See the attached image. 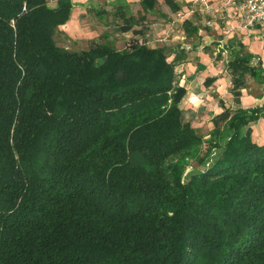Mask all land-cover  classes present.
<instances>
[{
	"label": "trees",
	"instance_id": "16d2710c",
	"mask_svg": "<svg viewBox=\"0 0 264 264\" xmlns=\"http://www.w3.org/2000/svg\"><path fill=\"white\" fill-rule=\"evenodd\" d=\"M70 14L0 0V264H264V105L204 140L165 48L68 50ZM249 63L232 61L235 88L264 84Z\"/></svg>",
	"mask_w": 264,
	"mask_h": 264
},
{
	"label": "crops",
	"instance_id": "0c3cea01",
	"mask_svg": "<svg viewBox=\"0 0 264 264\" xmlns=\"http://www.w3.org/2000/svg\"><path fill=\"white\" fill-rule=\"evenodd\" d=\"M69 1L70 18L58 28L57 44L75 51L96 44L123 50L135 40L165 48L180 89L181 120L204 140L226 112L264 105V84L245 74L244 85L235 88L231 66L234 59L248 57L250 66L264 71V26L242 29L222 0ZM48 2L55 7L59 0Z\"/></svg>",
	"mask_w": 264,
	"mask_h": 264
},
{
	"label": "built area",
	"instance_id": "2783aa9c",
	"mask_svg": "<svg viewBox=\"0 0 264 264\" xmlns=\"http://www.w3.org/2000/svg\"><path fill=\"white\" fill-rule=\"evenodd\" d=\"M222 6L233 10L244 30L264 26V0H222ZM177 17L183 16L178 14Z\"/></svg>",
	"mask_w": 264,
	"mask_h": 264
},
{
	"label": "rangeland",
	"instance_id": "374dc122",
	"mask_svg": "<svg viewBox=\"0 0 264 264\" xmlns=\"http://www.w3.org/2000/svg\"><path fill=\"white\" fill-rule=\"evenodd\" d=\"M71 51H75V49L71 48ZM224 122H226V121L220 122V128H223L225 126L226 123H224ZM250 131H251V137L253 138V140L255 142H258V143L264 142V119H260L257 123L251 125ZM226 133L228 135H230L229 131H227ZM224 142H225V140H224ZM224 142H223V144H224ZM219 153H220L219 149L213 151V153H211V155L203 162V165L207 166L208 164H210L217 157V155H219ZM192 173H193V169L188 168L186 171V178H188L190 176V174H192Z\"/></svg>",
	"mask_w": 264,
	"mask_h": 264
}]
</instances>
